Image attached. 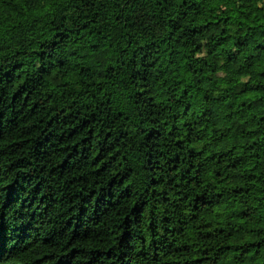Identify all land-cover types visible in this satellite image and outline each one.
<instances>
[{"label": "trees", "instance_id": "trees-1", "mask_svg": "<svg viewBox=\"0 0 264 264\" xmlns=\"http://www.w3.org/2000/svg\"><path fill=\"white\" fill-rule=\"evenodd\" d=\"M0 264H264V0H0Z\"/></svg>", "mask_w": 264, "mask_h": 264}]
</instances>
